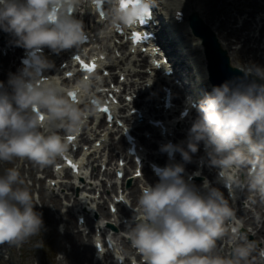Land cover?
<instances>
[{
	"label": "clouds",
	"instance_id": "obj_1",
	"mask_svg": "<svg viewBox=\"0 0 264 264\" xmlns=\"http://www.w3.org/2000/svg\"><path fill=\"white\" fill-rule=\"evenodd\" d=\"M104 2L108 31L136 25L146 7L141 0H128L126 6L122 0ZM81 3L0 0V30L16 37L18 46L37 52L80 49L86 39L84 25L69 13ZM88 3L95 9L96 0ZM31 64L10 75L11 93L0 91V162L28 160L40 167L54 166L68 153L67 137L78 135L88 118L97 114L96 91L102 78L84 73L65 87L58 79L41 76L54 67L52 61L37 56ZM242 70L264 80V67ZM197 111L187 147L168 143L161 151L179 152L187 163L202 142L209 165L218 168L226 181L236 184L238 173L244 171V186L264 199V84L214 86ZM184 171L180 163L160 168L159 182L145 181L139 191L134 226L126 234L142 264H264V249L253 259L255 242L230 231L235 210L222 192L205 179L202 194L185 182ZM37 205L20 170L6 168L0 174V243L19 247L41 233L44 221ZM226 237L232 245L230 255L218 248Z\"/></svg>",
	"mask_w": 264,
	"mask_h": 264
},
{
	"label": "bare ground",
	"instance_id": "obj_2",
	"mask_svg": "<svg viewBox=\"0 0 264 264\" xmlns=\"http://www.w3.org/2000/svg\"><path fill=\"white\" fill-rule=\"evenodd\" d=\"M227 1L226 0H160L159 5L160 7H162V9L160 11H157V16L163 21V27L164 28H168L169 30V36L172 38V40L174 42H176L177 44L174 43V48H173V52H177V46L179 44V46H181L180 51L185 52L186 56L189 57L188 58H183L181 59V63L182 65H184V67H186L188 70L194 71L196 75L199 77H196L197 79H199L201 81V85L202 86H209V81H206L207 78V74L205 71V60H204V56H203V48L201 46V43L199 42V40L195 37L192 36L190 29L188 27L187 24V19H185V23L182 26H176L173 23V19H174V15H175V11H183L186 16L188 17V15L190 13H196L200 16L201 20L205 22V24L211 29V31L215 34V36L217 37V41H219L221 47L223 48V50L228 52V56L230 58L229 61H231V64L233 66L238 67L237 64L234 63V61H239L242 60V62L246 65V67L242 66V69L251 67L253 65H262V61L264 58V53H261L259 56L253 54L251 55L252 51L249 49L244 50V48L242 50H233L230 48V46L233 45L231 38L233 37L235 38L234 40H241L240 42L243 43V46H245L247 43L250 42L251 38L249 34H246L244 36H241V38H238L236 35L238 34V30H234L233 31H228L227 29V21L225 20L226 16L228 15V11H227ZM229 9H233L234 11H236V13H240L241 6H244L245 4H252L253 8H256L260 11H264V4H257L254 2H246V0H231L228 3ZM86 11V10H85ZM90 12V9H88V13ZM256 13V11H251L250 13ZM224 17V18H223ZM77 18V17H76ZM261 21H264V17L260 16ZM260 21V20H259ZM248 22L244 21L243 22V26H247ZM3 33V38L1 40L2 45L3 46H7L9 48H14L16 49V51H18L22 46H18L16 44V37H14L12 34L5 32L3 30H0ZM264 36V34H263ZM259 40V39H258ZM256 39H254V41H258ZM48 52H51V50H48ZM9 58L13 59V56L11 54H9ZM55 55H58L55 53ZM1 63L2 60H0ZM17 65H12L10 66V69H12V71L16 68ZM200 68L199 71H196L197 68ZM241 67V66H240ZM128 74L130 73L129 70H127ZM4 76V73L3 75ZM4 78V77H2ZM61 78V77H60ZM60 78L58 80H60ZM187 137V136H186ZM102 138H100V136L98 137L96 141H101ZM185 142V141H184ZM153 144H150V146H152ZM117 146H119V148H121V143L118 142ZM118 148V149H119ZM199 151H197L196 153H198ZM194 153V154H196ZM193 154V155H194ZM194 164L192 162H187L186 163V170L188 169H192V170H196L195 166H193ZM17 168L20 170L21 174L23 173V168H19L17 166ZM188 172V171H187ZM49 174V171L46 172ZM25 174L27 175L28 179L33 180V169L29 168L25 171ZM192 172L189 173V175H191ZM203 174H207L209 177H212V175H210V173H208L206 171V169H203ZM187 175L185 177V181L188 178ZM244 179V178H243ZM138 180L135 179H131V188H132V192H130L129 197L132 198V203H134L135 201V196L138 192L137 189V182ZM88 185V184H87ZM91 186V185H90ZM61 187V186H59ZM67 187V185H66ZM65 187V188H66ZM70 189L72 188V185L69 186ZM86 187V185L84 186ZM83 187V188H84ZM213 187L217 188L220 190V187L217 184H214ZM45 188V187H44ZM48 189V187H46ZM81 188V189H83ZM55 190V189H54ZM38 193V192H37ZM54 191H51V194H53ZM39 196H40V200H41V209L40 212L42 213L43 216L47 217V220L51 221V230H55L56 224H60L61 226V231L62 233L61 236L62 238L68 237L69 239L72 240V248L70 247V251L67 252V254H65L64 257L61 258L60 263L63 261L64 264H67L66 258L67 257H71L72 261L75 264H80V261H87L86 264H93L92 261V249L90 248V239L86 237H82V233H80L81 231L77 229V227L75 225L72 224V214L70 213V210L65 211V213L62 214V216L59 217V219H52V214H49L50 212L47 210L45 199H47V201L49 199L54 198V196L52 197L51 195L48 197L46 194H43V190L39 191ZM94 195V190L93 193ZM223 194V193H222ZM57 197V195H56ZM224 197L226 198V196L224 195ZM50 201V200H49ZM78 201V200H77ZM75 199L73 200V205H78ZM88 200L86 199L85 202H87ZM90 203V201H88ZM262 201L258 202L256 205L261 204ZM54 210L56 211V213L59 211V207H57V203L56 200L52 202ZM82 210V208H80V211ZM86 212V210H82V213ZM102 214L104 215V217H109V214L106 212H102ZM250 214L246 213L245 209L242 208L241 210L238 209L235 216L240 219L242 221L243 226H242V231L241 233L245 234V235H251L250 237L248 236L247 238L251 241H254L256 244V249L258 250V248L260 250H258L259 252L264 249V216L260 217V221H258L256 224L254 222V218L249 216ZM116 217V215H115ZM259 225V228H258ZM134 226V224H133ZM83 227H87V223L83 226ZM119 228H124L122 226V224L118 225ZM240 228V226H239ZM247 228L250 229V231H247ZM74 229H77L76 231ZM120 245H123V250L127 253H130L131 251L128 249V247L126 245H124L125 243L123 242V239H120ZM223 248L221 250V252L224 255H227V253L229 254V251L231 253V247L232 245L229 242V239L226 237L223 241H219L218 246H222ZM78 249H77V248ZM81 247V249H80ZM258 252V253H259ZM70 255V256H69ZM108 253H106L103 256V259H105V261L109 258ZM140 258V257H139ZM253 259H258V255H255V253H253ZM103 261H99L96 262L94 264H102ZM109 264H114V263H109ZM141 264V263H140Z\"/></svg>",
	"mask_w": 264,
	"mask_h": 264
},
{
	"label": "rangeland",
	"instance_id": "obj_3",
	"mask_svg": "<svg viewBox=\"0 0 264 264\" xmlns=\"http://www.w3.org/2000/svg\"><path fill=\"white\" fill-rule=\"evenodd\" d=\"M226 1L230 2L231 0H226ZM246 1H252V2L257 1V2L264 4V0H246ZM227 7H228V4H227ZM227 11H228L227 20H228V26H229L228 29L239 30L240 29L239 21H236L234 18L236 17V19H238V17L243 15V13L242 14L236 13V11H234L233 9H229V8H227ZM249 11H251V8L246 6L244 8V12H249ZM256 11L258 12L259 10H256ZM259 13L261 12H258L257 14ZM247 19L250 21L248 22L249 28H253L252 23H254V21H252V18L250 17ZM242 32L240 33L239 31V34L240 35L245 34L244 32L246 31L243 30ZM257 35L258 34L256 32L255 36L257 37ZM260 42H255V41L251 42L249 45L245 47V49L249 47L253 49V53L259 55L260 50H261L260 48H264V41H262V44ZM237 44H234L233 48L241 46ZM11 165L16 166L14 163L9 164V163L0 162V174H2L7 167H11ZM138 195H139V192L137 194V197ZM137 197H136V200H137ZM46 206H47V209L50 211V213L54 212L55 214L58 215V213L54 211L52 203L46 202ZM40 208H41V205H37L36 210L40 212ZM55 214H54V217L56 218L57 215ZM42 219L44 221V229L41 231V233L37 236L32 237L22 246L17 247V246L7 245L9 248L4 247L3 252H2V254L4 255H3V258H0V264H64L63 261L61 263L60 261H61V258L64 257L65 254H67V252L70 251V247L72 248V244H71L72 240L69 239L68 237L62 238L61 234L59 233L61 232L60 225L58 226V228L56 226L55 230H51V221L47 220V217L43 215H42ZM114 219L115 218H112L110 221ZM71 220H72V224L75 225V217H72ZM8 250H9L10 255H8V252H7ZM255 255H258L257 250L255 252ZM65 262L67 264H75L72 261L71 257H67ZM84 263L85 261H80V264H84Z\"/></svg>",
	"mask_w": 264,
	"mask_h": 264
},
{
	"label": "water",
	"instance_id": "obj_4",
	"mask_svg": "<svg viewBox=\"0 0 264 264\" xmlns=\"http://www.w3.org/2000/svg\"><path fill=\"white\" fill-rule=\"evenodd\" d=\"M190 23L192 26L195 27L194 30H196L197 28V31H195V33H197L198 35L201 34L200 31L198 30V27H202L201 24H200V21L199 19L197 18V16L194 14L191 16L190 18ZM201 36V35H200ZM203 36V41H204V44L205 46L207 47V53L210 57H212L213 59L216 58V54H218L217 51L219 49L218 45H216L214 42L213 44L210 43L211 39L208 34L206 35H202ZM217 51V52H216ZM222 55H224L222 53ZM212 62V65L210 64V72H211V76L212 78H215V80H220L218 83H217V86L223 84L224 82H230L233 86H236V85H248L249 83L247 82L246 79H243V78H240L239 77V73L238 71H236L235 69H232L229 67V65H223V63L221 62H218V60H214V61H211ZM217 82V81H215Z\"/></svg>",
	"mask_w": 264,
	"mask_h": 264
},
{
	"label": "snow or ice",
	"instance_id": "obj_5",
	"mask_svg": "<svg viewBox=\"0 0 264 264\" xmlns=\"http://www.w3.org/2000/svg\"><path fill=\"white\" fill-rule=\"evenodd\" d=\"M127 2H128V0H122V4L125 5V6L127 5ZM96 3H97V5H99V0H96ZM70 11H71V10H70ZM100 15L103 16L104 13L101 12ZM141 23H143L142 20H141ZM75 59L78 60V61H80V57H79V56L75 57ZM81 64H82V66H83V68H84L85 71L92 72V71L95 70V65H94V64H93L92 66H89V65H87V64H83L82 61H81ZM69 75H71V74H69ZM70 95H71L72 98L75 100V94H74V93H70ZM101 111L104 112V113H107V112H108V109L105 107V108H102ZM41 119H43V117H41ZM68 139H69V140H73L74 137H68ZM69 165H70L73 169L76 168V165L72 164L71 161H69ZM137 175H139V173H137Z\"/></svg>",
	"mask_w": 264,
	"mask_h": 264
}]
</instances>
